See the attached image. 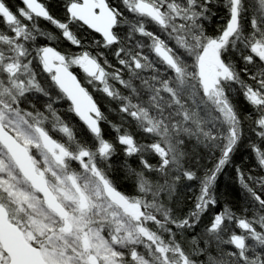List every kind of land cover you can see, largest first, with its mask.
<instances>
[{
    "label": "snow or ice",
    "instance_id": "snow-or-ice-1",
    "mask_svg": "<svg viewBox=\"0 0 264 264\" xmlns=\"http://www.w3.org/2000/svg\"><path fill=\"white\" fill-rule=\"evenodd\" d=\"M0 264H264V0H0Z\"/></svg>",
    "mask_w": 264,
    "mask_h": 264
},
{
    "label": "trees",
    "instance_id": "trees-1",
    "mask_svg": "<svg viewBox=\"0 0 264 264\" xmlns=\"http://www.w3.org/2000/svg\"><path fill=\"white\" fill-rule=\"evenodd\" d=\"M13 3H17L18 1L17 0H12Z\"/></svg>",
    "mask_w": 264,
    "mask_h": 264
},
{
    "label": "flooded vegetation",
    "instance_id": "flooded-vegetation-1",
    "mask_svg": "<svg viewBox=\"0 0 264 264\" xmlns=\"http://www.w3.org/2000/svg\"><path fill=\"white\" fill-rule=\"evenodd\" d=\"M18 1V0H17Z\"/></svg>",
    "mask_w": 264,
    "mask_h": 264
}]
</instances>
